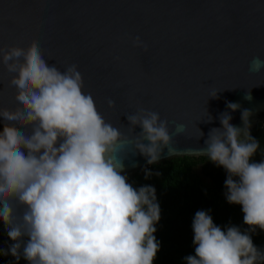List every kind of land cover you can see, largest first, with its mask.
I'll return each instance as SVG.
<instances>
[{"label": "clouds", "instance_id": "9594fccd", "mask_svg": "<svg viewBox=\"0 0 264 264\" xmlns=\"http://www.w3.org/2000/svg\"><path fill=\"white\" fill-rule=\"evenodd\" d=\"M133 45L148 50L139 36ZM50 60L39 42L0 47L17 102L14 110L0 107V222L8 237L0 255L14 258L8 264H153L160 250L156 189L129 182L124 160L129 145L148 164L157 163L165 148L174 151L168 121L141 107L125 115L132 135L124 134L84 91L78 65L61 71ZM262 69L264 59L253 57L249 70ZM226 108L235 112L241 105L226 102ZM250 115L241 113L239 127L228 111L221 113V127L210 129L200 149L226 170L225 198L242 206L248 227L230 223L222 229L211 209L198 210L195 255L184 257L186 264H264V248L252 239L257 228L264 231V159H253L261 145L251 135ZM186 132L187 125L176 124V135ZM145 172L147 179L152 173Z\"/></svg>", "mask_w": 264, "mask_h": 264}, {"label": "water", "instance_id": "95a60500", "mask_svg": "<svg viewBox=\"0 0 264 264\" xmlns=\"http://www.w3.org/2000/svg\"><path fill=\"white\" fill-rule=\"evenodd\" d=\"M137 36L147 51L133 45ZM34 41L61 71L78 65L84 91L124 134L132 135L125 115L141 107L168 121L174 151L165 148L155 164L206 156L200 149L225 111L243 127L248 110L251 135L264 125V69L249 70L253 57L264 59V0H0V47ZM9 78L0 64V107L14 110ZM226 102L241 108L232 112ZM179 123L187 125L183 135L175 134ZM128 151V177L155 165Z\"/></svg>", "mask_w": 264, "mask_h": 264}, {"label": "trees", "instance_id": "16d2710c", "mask_svg": "<svg viewBox=\"0 0 264 264\" xmlns=\"http://www.w3.org/2000/svg\"><path fill=\"white\" fill-rule=\"evenodd\" d=\"M252 136L260 141V149L253 157L257 162L264 159V125H258ZM147 169L152 174L146 179ZM159 173V175H157ZM224 168L217 167L207 156L178 157L146 167L129 177L134 186L151 185L156 189L161 218L154 233L160 242V250L153 264H186L184 257L195 255L192 222L198 210H209L213 222L222 229L230 223L242 230V206L229 204L225 198ZM253 243L264 248V231L257 228L252 234ZM8 240L0 222V247ZM14 258L0 255V264H8ZM19 264H27L23 259ZM260 264V262H258Z\"/></svg>", "mask_w": 264, "mask_h": 264}]
</instances>
